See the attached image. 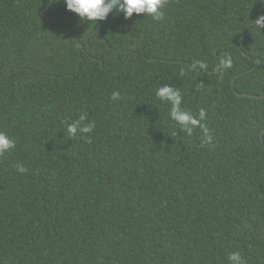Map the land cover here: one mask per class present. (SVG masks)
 I'll list each match as a JSON object with an SVG mask.
<instances>
[{
    "label": "trees",
    "instance_id": "obj_1",
    "mask_svg": "<svg viewBox=\"0 0 264 264\" xmlns=\"http://www.w3.org/2000/svg\"><path fill=\"white\" fill-rule=\"evenodd\" d=\"M163 11L92 24L63 0H0V131L16 142L0 157V264H264V2ZM164 85L205 109L211 144L170 119ZM83 113L91 143L66 132Z\"/></svg>",
    "mask_w": 264,
    "mask_h": 264
},
{
    "label": "clouds",
    "instance_id": "obj_2",
    "mask_svg": "<svg viewBox=\"0 0 264 264\" xmlns=\"http://www.w3.org/2000/svg\"><path fill=\"white\" fill-rule=\"evenodd\" d=\"M66 9L78 16L81 22L90 21L96 24L98 21H104L109 14H123L125 19L132 18L133 14L137 16L146 14L152 20L160 22L165 19L163 9L166 6L167 0H63ZM264 2V0H262ZM257 30H264V16H260L254 22ZM208 65L202 61H193L192 70H206ZM220 69L231 68V61L227 58L222 60L218 66ZM184 75V72H181ZM155 95L158 100L166 102L170 105L169 117L179 126L184 133L192 135L195 129L202 131L201 146L212 143L213 136L210 133L204 121L207 113L205 109L199 110L198 116L182 107L183 96L178 88L170 85H164L155 90ZM111 99L117 101L120 99L119 92H113ZM95 123L89 121L87 113L79 115V118L66 126L67 135L70 138H77L91 143L89 135L94 131ZM16 142L9 137L7 133L0 131V157L4 156L10 150L15 148ZM19 173H26L27 169L22 164H17ZM229 264H245L243 256L239 252H232L228 256Z\"/></svg>",
    "mask_w": 264,
    "mask_h": 264
},
{
    "label": "water",
    "instance_id": "obj_3",
    "mask_svg": "<svg viewBox=\"0 0 264 264\" xmlns=\"http://www.w3.org/2000/svg\"><path fill=\"white\" fill-rule=\"evenodd\" d=\"M79 47H81V45H79ZM230 61H232V60H230ZM260 65H261V62L257 61V63H256V67H255V68L260 67ZM258 98H261V97H258ZM263 98H264V97H263ZM263 135H264V131L262 132L261 136H263Z\"/></svg>",
    "mask_w": 264,
    "mask_h": 264
}]
</instances>
